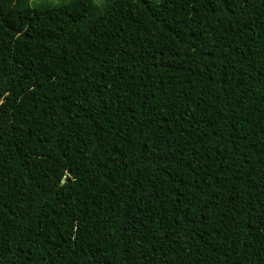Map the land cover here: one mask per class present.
Instances as JSON below:
<instances>
[{
	"label": "trees",
	"instance_id": "trees-1",
	"mask_svg": "<svg viewBox=\"0 0 264 264\" xmlns=\"http://www.w3.org/2000/svg\"><path fill=\"white\" fill-rule=\"evenodd\" d=\"M0 264H264V0H0Z\"/></svg>",
	"mask_w": 264,
	"mask_h": 264
},
{
	"label": "rangeland",
	"instance_id": "rangeland-1",
	"mask_svg": "<svg viewBox=\"0 0 264 264\" xmlns=\"http://www.w3.org/2000/svg\"><path fill=\"white\" fill-rule=\"evenodd\" d=\"M33 1H37V0H32V2H33ZM102 1H103V0H94V2H95L96 4H101ZM155 1H158V0H155Z\"/></svg>",
	"mask_w": 264,
	"mask_h": 264
}]
</instances>
